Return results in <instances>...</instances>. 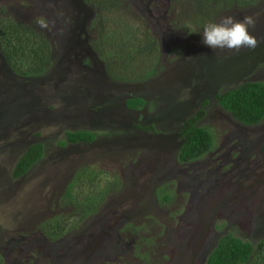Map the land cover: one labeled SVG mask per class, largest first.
<instances>
[{
  "label": "rangeland",
  "instance_id": "rangeland-1",
  "mask_svg": "<svg viewBox=\"0 0 264 264\" xmlns=\"http://www.w3.org/2000/svg\"><path fill=\"white\" fill-rule=\"evenodd\" d=\"M70 1L0 0V17L35 24L53 52L47 69L32 77L12 73L0 54V264H203L226 232L264 245V116L240 125L214 98L246 81L264 83V0L208 1L189 32L181 27L193 21L188 5L194 2L163 0L164 14V5L152 10L159 0H117L114 15L144 28L158 55L143 81L115 85L80 62L84 47L93 51L98 25L90 21L98 1ZM71 14L80 27L89 18L90 44L66 28ZM228 15L254 18L249 32L258 47L235 53L202 43L203 26ZM138 17L144 24L138 26ZM130 98L143 106L128 110ZM203 100L197 124L211 133L212 148L178 163L180 125ZM75 130L95 138L69 145L64 134ZM34 143L42 146L41 159L12 178L17 158ZM75 176L82 181L71 187L68 204L64 194ZM86 203L93 212L81 217ZM55 219L68 224L48 239L43 227Z\"/></svg>",
  "mask_w": 264,
  "mask_h": 264
},
{
  "label": "trees",
  "instance_id": "trees-1",
  "mask_svg": "<svg viewBox=\"0 0 264 264\" xmlns=\"http://www.w3.org/2000/svg\"><path fill=\"white\" fill-rule=\"evenodd\" d=\"M98 12L90 21L94 28L95 40L91 47L97 58L105 66V71L113 80L141 82L150 75L158 55L156 42L148 36L144 28H138L133 23L120 19L122 14L114 15L117 9V0H97ZM188 1V0H187ZM211 0H189L194 2L188 5L192 10L193 21L181 29L188 31L187 27H196L198 17L206 14ZM214 4L245 5L248 0H212ZM196 3V4H195ZM204 12V14H202ZM197 14V17H196ZM10 17V16H9ZM111 20H106V18ZM190 14H187V18ZM115 19V20H114ZM142 18H134L144 24ZM107 22L105 24H101ZM136 23V22H135ZM177 23V22H176ZM101 24V25H100ZM33 23H26L18 19L0 17V54L7 68L17 76L32 77L42 74L50 65L53 52L48 38L34 27ZM105 25V26H104ZM112 25V27H111ZM105 55V57H101ZM109 63L106 66V63ZM218 107L229 114L232 120L240 125L250 126L257 124L264 116V83L245 82L235 88L220 92L215 96ZM206 101L200 102L197 110L184 119L179 128L181 144L176 153V161L187 164L199 159L212 148V135L206 128L197 123L204 117ZM125 107L139 109L143 101L139 98L125 100ZM145 129H152L151 125ZM65 141L69 143L89 142L95 133L86 130L65 132ZM63 144V143H60ZM264 156V144L261 147ZM42 157L41 144H30L19 155L11 171V176L17 179L23 176ZM90 171H84L87 176ZM92 176V175H91ZM90 176V177H91ZM94 176V174H93ZM89 177V178H90ZM82 176H75L72 183L66 188L65 201L73 203L71 187L82 181ZM91 179V178H90ZM101 194H99L100 196ZM167 199L166 196L162 197ZM81 217L93 212L91 204H81ZM80 207L79 205L76 206ZM64 221L53 220L44 225V234L53 239L64 233L67 226ZM203 264H264L263 242L253 247L249 241L230 232L222 234L215 244L206 253Z\"/></svg>",
  "mask_w": 264,
  "mask_h": 264
},
{
  "label": "clouds",
  "instance_id": "clouds-1",
  "mask_svg": "<svg viewBox=\"0 0 264 264\" xmlns=\"http://www.w3.org/2000/svg\"><path fill=\"white\" fill-rule=\"evenodd\" d=\"M42 27H48L40 21ZM255 20L251 16H245L241 20L228 15L221 17L218 22L208 23L202 28V43L211 48L227 49L239 53L241 49L254 50L259 46L254 35H251L249 28H254Z\"/></svg>",
  "mask_w": 264,
  "mask_h": 264
},
{
  "label": "flooded vegetation",
  "instance_id": "flooded-vegetation-1",
  "mask_svg": "<svg viewBox=\"0 0 264 264\" xmlns=\"http://www.w3.org/2000/svg\"><path fill=\"white\" fill-rule=\"evenodd\" d=\"M68 1H70V0H67V2ZM139 1V4H140V0H138ZM150 1V0H149ZM159 1H161V4L159 3L158 5V7L153 3L152 4V10H153V12L154 13H159L160 12V5L161 6H163L164 5V9H163V11H164V14H166V10H165V7H166V5H167V2H164V3H162V1L163 0H159ZM166 1V0H165ZM168 1V0H167ZM186 1V0H185ZM71 2V1H70ZM141 5V4H140ZM137 6H135V8H136ZM142 9H143V11H144V8H143V5H142ZM137 10V9H136ZM162 10V9H161ZM162 11V12H163ZM77 12H80V11H76L75 10V13H77ZM74 15H72L71 14V16L70 15H67V17H66V22H65V25H66V28L67 29H69V30H71V31H76V33H78V34H82V37H83V43H84V46H85V41H88L89 42V44H90V41H89V36L87 35V31H88V26H89V22L87 21L89 18H87V17H82V19H83V21H84V23H83V25L85 24V26L83 27H80V26H76L75 24H73L74 22H72V20H71V18L73 17ZM89 16H91V15H89ZM62 20L63 21H65L64 20V18H62ZM173 26H174V24H173ZM85 27H86V33H85ZM73 33V32H72ZM83 46V47H84ZM85 48V50H84V53H83V56H81V58H82V61H80V62H83V64H84V66H86V68H87V70L86 71H91V70H93V69H96L97 71H98V73L101 75V78H102V81H105V82H109V83H107V84H111L112 82L111 81H113V79L107 74V72L105 71V66L102 64V62L97 58V56L95 55V53L91 50V48L90 47H84ZM80 57V56H79ZM96 59V60H95ZM96 61V63H93V62H95ZM89 65H91L92 67H89ZM102 65V66H101ZM118 82H121L120 80H114L113 81V85H115L114 83H116V84H118ZM246 82H249V81H246ZM97 83H100V80L98 79V81H97ZM245 83V82H244ZM242 84V83H241ZM240 85V84H239ZM229 90V89H228ZM219 94V93H218ZM217 95V94H216ZM216 95H214V98H215V96ZM140 99V98H139ZM142 100V99H141ZM143 101V100H142ZM125 102V101H124ZM215 102H216V100H215ZM207 104V103H206ZM206 104H205V106H206ZM217 104V103H216ZM125 106V105H124ZM218 106V105H217ZM127 108V107H126ZM128 110H136V109H130V108H127ZM202 120V119H201ZM152 127V126H151ZM145 128V127H144ZM148 130V129H147ZM151 130V129H150ZM89 132H91V131H89ZM179 136V135H178ZM94 138H95V136H94ZM94 138L91 140V141H89V142H77V143H69V142H67L69 145H86V144H91V142L94 140ZM180 139V138H179ZM181 140V139H180ZM180 144H181V142H180ZM29 146V145H28ZM180 146V145H179ZM262 147V146H261ZM179 148V147H178ZM178 148H177V150H178ZM24 151V150H23ZM260 151H261V148H260ZM208 152V151H207ZM206 152V153H207ZM261 155H262V153H261ZM263 156V155H262ZM264 157V156H263ZM41 159V158H40ZM39 159V160H40ZM38 160V161H39ZM196 161V160H195Z\"/></svg>",
  "mask_w": 264,
  "mask_h": 264
}]
</instances>
